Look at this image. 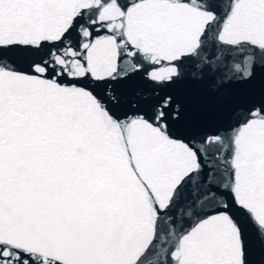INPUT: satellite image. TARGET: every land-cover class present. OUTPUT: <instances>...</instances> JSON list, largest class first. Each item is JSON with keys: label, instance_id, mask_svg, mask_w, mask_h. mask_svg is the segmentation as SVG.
<instances>
[{"label": "snow or ice", "instance_id": "obj_1", "mask_svg": "<svg viewBox=\"0 0 264 264\" xmlns=\"http://www.w3.org/2000/svg\"><path fill=\"white\" fill-rule=\"evenodd\" d=\"M0 264H264V0H0Z\"/></svg>", "mask_w": 264, "mask_h": 264}]
</instances>
